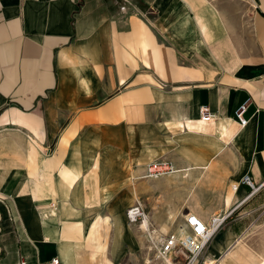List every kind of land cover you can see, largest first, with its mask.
<instances>
[{
  "label": "crops",
  "instance_id": "crops-1",
  "mask_svg": "<svg viewBox=\"0 0 264 264\" xmlns=\"http://www.w3.org/2000/svg\"><path fill=\"white\" fill-rule=\"evenodd\" d=\"M244 174L264 180V0H0V264L148 262L147 200L208 221L255 195ZM229 217L205 264H254Z\"/></svg>",
  "mask_w": 264,
  "mask_h": 264
},
{
  "label": "built area",
  "instance_id": "built-area-1",
  "mask_svg": "<svg viewBox=\"0 0 264 264\" xmlns=\"http://www.w3.org/2000/svg\"><path fill=\"white\" fill-rule=\"evenodd\" d=\"M245 111V104L239 105L234 111V118L241 126H244L248 121L244 117ZM212 117L213 114L207 106L200 107V118L202 120H210ZM50 152V149H48L44 153L48 155ZM175 171L176 169L168 160L159 159L145 165L142 177L159 178ZM240 182L250 189L246 199L258 192L264 194V180L256 184L250 175L244 174ZM232 212L233 209L227 213L212 215L208 221H204L192 212L182 214L170 233L155 241L146 240V246L143 250L148 262L143 260L144 264H205L203 255L211 239ZM125 214L130 223L138 226H141L147 217L144 207L139 202L129 206ZM57 263L58 259L56 258L51 261V264ZM19 264L28 263L25 259H20Z\"/></svg>",
  "mask_w": 264,
  "mask_h": 264
},
{
  "label": "rangeland",
  "instance_id": "rangeland-1",
  "mask_svg": "<svg viewBox=\"0 0 264 264\" xmlns=\"http://www.w3.org/2000/svg\"><path fill=\"white\" fill-rule=\"evenodd\" d=\"M159 192L151 197L150 202L147 200V209L151 214L149 215V227L151 229L164 226L166 233L162 234V237L170 233L177 222L180 220L181 214H168L165 217L163 223L158 219V205H164V202L158 199ZM158 200V201H157ZM140 201V200H139ZM158 208H157V207ZM236 219L235 228L238 234H241L239 245L246 247L249 251L248 255L258 262L260 258H264V195L261 192L256 193L250 200L245 202L236 213H232L228 219ZM157 220V223L155 221ZM134 229L138 228V231L143 233L137 224H132ZM146 236V235H145ZM140 256V254H139ZM260 256V257H259ZM141 257V256H140ZM254 263V264H255ZM124 264H135L134 262L125 261ZM136 264H144L142 259ZM257 264H264V259L260 260Z\"/></svg>",
  "mask_w": 264,
  "mask_h": 264
},
{
  "label": "bare ground",
  "instance_id": "bare-ground-1",
  "mask_svg": "<svg viewBox=\"0 0 264 264\" xmlns=\"http://www.w3.org/2000/svg\"><path fill=\"white\" fill-rule=\"evenodd\" d=\"M146 218H148V217H146ZM146 218L144 219V221H143V223H142V226H144V224H145V227L147 228V223H145ZM146 230H147V229H146ZM147 233H148V232H147ZM147 235H149V234H147ZM161 237H162V236H161ZM147 240H150L149 237H147Z\"/></svg>",
  "mask_w": 264,
  "mask_h": 264
}]
</instances>
